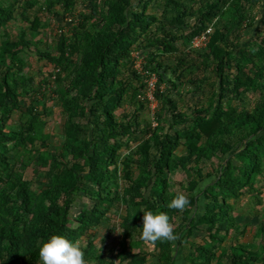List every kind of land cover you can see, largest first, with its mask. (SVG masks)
I'll use <instances>...</instances> for the list:
<instances>
[{"label": "trees", "instance_id": "16d2710c", "mask_svg": "<svg viewBox=\"0 0 264 264\" xmlns=\"http://www.w3.org/2000/svg\"><path fill=\"white\" fill-rule=\"evenodd\" d=\"M259 13L264 0H0V264H42L53 234L78 240L86 264H174L183 243L184 264H264V226L257 244L226 242L244 234L234 205L262 200L264 16L244 34ZM42 14L57 19L53 44ZM16 17L26 26L8 37ZM209 26L207 44L191 48ZM26 54L52 70L36 80ZM152 77L155 125L141 117ZM49 95L66 117L58 151ZM27 158L41 175L34 188ZM177 192L190 199L183 212L168 206ZM77 198L87 202L72 214ZM141 209L167 214L178 239L145 242ZM198 227L202 241L189 240Z\"/></svg>", "mask_w": 264, "mask_h": 264}, {"label": "rangeland", "instance_id": "374dc122", "mask_svg": "<svg viewBox=\"0 0 264 264\" xmlns=\"http://www.w3.org/2000/svg\"><path fill=\"white\" fill-rule=\"evenodd\" d=\"M6 2H8L9 0H5ZM80 5L79 6H75V11L74 12H78L80 9ZM258 7H256L254 9V12H256L258 9ZM262 10V8H261ZM17 12V11H16ZM15 12V15H16ZM264 16V13H259V18L258 15L256 17V22L252 25V27H248L245 31L244 34L245 36H250L251 34H253L254 32V27L256 25L259 24V19H261ZM17 19L13 20L10 24V26L8 27V31H7V36L8 37H14L16 36L20 30H23V28H25V23L22 22V20L18 17H16ZM42 21L43 23L47 24L46 27L43 29V35L44 38H42L45 42H47L48 44H53L55 38H56V32H57V28L58 25L57 23V19L55 18H51L50 16L47 15H41ZM258 18V19H257ZM2 36H4L3 32H0V40L1 38H3ZM40 35H36L34 38L38 39ZM247 36L245 38H247ZM245 40V39H243ZM27 63H28V67H26V70H28L29 72L35 74V78L36 80L39 79L38 76V71H42V72H47V71H51L52 67L51 65L45 61V60H39L37 59L34 55L32 54H26L24 55ZM155 77L153 78V81L155 82ZM153 96H154V92L151 91V95L148 98L146 95V99L148 100V102L145 103V107L144 109L141 111V117L142 118H147L149 121L152 122V125L156 124V120H155V111L157 110V106H158V100L155 99L153 102ZM49 98H47V104L52 108V114L48 117L47 119V126H46V131L49 134V147L52 151H58L62 145V128L63 125L66 121V117L64 115H62L61 113V108H60V104L53 99L52 97H50V95L48 96ZM127 110H132L131 106L126 107ZM122 110H118V114L121 113ZM14 120H10L8 123V128L9 129H14L16 127L17 124V118L14 116L13 117ZM215 126L214 123L212 122H208L206 124H202L201 128L203 129V131L205 132V134H208L213 127ZM25 165H26V173L28 178L31 179L32 182V187H36L37 181L40 180V171H33V168L35 167V162L33 159L31 158H27L25 160ZM262 174L258 175L255 177V189L259 190L260 192V197H262V200L260 203L252 202V197L249 196V194H245L243 195L242 199L234 205L233 208V214L235 215V219H236V223L239 226L240 229H243L244 234H238L237 231H232L230 233V239L229 241H226L227 243L231 242L232 239H239L241 241H247V240H252L254 243H258L260 239H263V234L260 231V226H264V179H263V174H264V165L262 166ZM177 179L182 178L181 175L176 176ZM87 202L86 198H77L75 201V205L73 207V209L71 210L72 214H76L80 208H82L85 203ZM120 213L123 214L124 213V207L122 206L120 209ZM117 217L113 216L110 217V224L112 226V223H115L116 221H118V218L116 220ZM107 225L105 223H102V225L97 229L98 234L100 236H106L108 235V233L106 232ZM117 229V227H116ZM204 236L202 227H198L197 229L194 230V233L189 237V240H193V241H202V238ZM116 234H112L110 236L106 237L107 239V246H109L110 244H114L117 245V238H116ZM99 242V241H98ZM142 248V247H141ZM147 249L146 247H143V249ZM140 248H136L134 251H139ZM107 252V250H106ZM189 250H188V244L187 243H183L182 246H177L176 247V252H175V260H174V264H184L185 262L183 261V255L184 254H188Z\"/></svg>", "mask_w": 264, "mask_h": 264}, {"label": "clouds", "instance_id": "9594fccd", "mask_svg": "<svg viewBox=\"0 0 264 264\" xmlns=\"http://www.w3.org/2000/svg\"><path fill=\"white\" fill-rule=\"evenodd\" d=\"M189 204V196L184 192H177L168 206L183 212ZM141 238L150 243L157 240L175 241L178 233L167 214L149 210L143 211ZM39 257L42 264H86L81 243L62 234H53L43 241L39 246Z\"/></svg>", "mask_w": 264, "mask_h": 264}, {"label": "built area", "instance_id": "2783aa9c", "mask_svg": "<svg viewBox=\"0 0 264 264\" xmlns=\"http://www.w3.org/2000/svg\"><path fill=\"white\" fill-rule=\"evenodd\" d=\"M210 33H211V28L209 26L204 31H202L200 34H198V35H196L195 37L192 38L190 47L191 48H196V49L204 47L207 44V41L209 39ZM134 56L137 57L135 65L138 68L140 66V59L138 57L139 55L138 54H134ZM153 78L154 77L150 78L148 80V82H147L148 83L147 84L148 88H147L146 95H147L148 98L151 95V91L154 92V81H153ZM154 100H155V97L153 96V102H154Z\"/></svg>", "mask_w": 264, "mask_h": 264}]
</instances>
